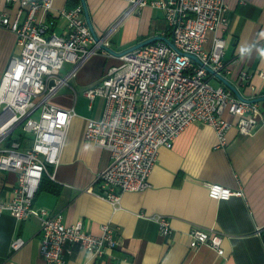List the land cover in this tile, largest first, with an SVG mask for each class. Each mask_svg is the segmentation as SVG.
Segmentation results:
<instances>
[{
	"label": "built area",
	"instance_id": "1",
	"mask_svg": "<svg viewBox=\"0 0 264 264\" xmlns=\"http://www.w3.org/2000/svg\"><path fill=\"white\" fill-rule=\"evenodd\" d=\"M138 7L149 5L163 12L166 38L171 44L156 41L119 58L100 82L84 90L91 108L96 98L103 108L96 119H86L83 138L109 153L110 162L99 172L97 196L117 208L124 192L142 191L148 186L158 150L169 148L187 126L199 123L211 127L217 146L227 144L233 127L223 113L237 117L236 130L247 136L261 116L258 103L239 100L223 86L213 87L209 80L224 77L222 61L225 40L218 34L228 24L224 0H129ZM19 8L13 21L0 12V27L15 35L19 49L0 77V174H15V185L8 201L0 200V216L8 214L17 222L31 217L39 223V254L44 264H68L72 247L90 258H102L117 247L110 227L105 224L98 235L88 233L81 221L63 223L60 213L34 208L33 199L49 167L57 166L70 120L74 113L60 109L47 100L65 84L59 71L65 63H83L98 49L86 24L80 2L60 12L65 31H50L44 16L52 10L53 0H5ZM211 34L209 46L208 35ZM172 45V46H171ZM194 56L197 60L190 58ZM264 77V74H260ZM50 80L54 85L48 87ZM246 72L240 84L264 97V86L257 90ZM38 112L37 118L32 115ZM19 128L18 137L8 139ZM26 136H30L28 144ZM207 196L216 201L242 197L220 184H205ZM163 237L171 228L163 216L153 218ZM189 248L205 245L223 255V237L214 232L192 229ZM25 245L19 237L10 241V251Z\"/></svg>",
	"mask_w": 264,
	"mask_h": 264
},
{
	"label": "crops",
	"instance_id": "2",
	"mask_svg": "<svg viewBox=\"0 0 264 264\" xmlns=\"http://www.w3.org/2000/svg\"><path fill=\"white\" fill-rule=\"evenodd\" d=\"M151 0H146L147 4ZM80 0H78V3ZM74 0H53L52 10L44 16L50 31L62 34L65 22L60 12L74 6ZM227 26L218 34L225 40L222 61L224 77L244 99L254 92L240 84L241 72L257 90L264 86V0H224ZM94 31L106 37L115 51H121L150 37H167L163 12L145 5L138 7L129 0H85ZM17 2L8 6L0 0V12L13 21ZM212 35H208L209 46ZM15 35L0 27V77L6 64L19 51ZM119 58L97 49L78 66L67 63L59 77L65 84L48 98L60 109L71 110L70 120L59 162L43 175L42 186L33 199V207L60 213L63 223L81 221L93 235L107 224L117 247L102 258H90L73 246L68 264H264V102L258 124L247 136L235 126L237 117L223 113L232 124L227 144L217 146L214 130L193 123L181 131L169 148L158 150L148 178V186L138 192H124L117 208L99 198L96 177L110 162L103 148L83 138L86 119H96L102 112L103 100L96 98L91 108L84 90L97 85ZM216 86H223L219 80ZM224 87V86H223ZM226 88V87H225ZM229 90V89H228ZM233 94V93H231ZM234 95V94H233ZM215 183L242 197L216 201L207 196L205 184ZM15 185V174H0V200L8 201ZM165 217L171 233L163 237L153 218ZM39 222L31 217L17 222L8 214L0 216V264H44L39 254ZM192 229L214 232L223 237V255L205 245L189 248ZM19 237L25 245L10 251V241Z\"/></svg>",
	"mask_w": 264,
	"mask_h": 264
},
{
	"label": "water",
	"instance_id": "3",
	"mask_svg": "<svg viewBox=\"0 0 264 264\" xmlns=\"http://www.w3.org/2000/svg\"><path fill=\"white\" fill-rule=\"evenodd\" d=\"M80 5L82 6V10H83V15H84V18H85V21H86V24L91 32V35L94 39V42L95 44H97V47L98 49L106 52L107 54H109V56H113V57H116V58H120L121 56L123 55H126L138 48H141L145 45H148V44H151L153 42H156V41H164L166 43H168L169 45L171 44L166 38L164 37H160V36H154V37H150L146 40H143V41H140V42H137L121 51H115L113 50L111 47H109L108 43L105 42V39L106 37H99L96 35L95 31H94V28H93V25L91 23V20H90V17H89V14H88V10H87V7H86V4H85V0H80ZM172 46V45H171ZM191 59H193L194 61L197 62L196 58L194 56H190ZM216 79L220 81V83H222V85L224 87H226L227 89H229L231 91V93H233L236 98H238L239 100L241 101H244V102H247V103H259V102H264V97H257V98H253V99H244L239 93L238 91L236 90L235 87L232 86V84H230L227 79L221 75H215ZM54 85V81L53 80H50L49 83H48V87H51Z\"/></svg>",
	"mask_w": 264,
	"mask_h": 264
},
{
	"label": "rangeland",
	"instance_id": "4",
	"mask_svg": "<svg viewBox=\"0 0 264 264\" xmlns=\"http://www.w3.org/2000/svg\"><path fill=\"white\" fill-rule=\"evenodd\" d=\"M67 66H68L67 63H65V64L63 65L62 72H63V70L65 69V67H67ZM209 83H210L213 87H217V86H216V83L214 82V80H209ZM38 112H39V111L37 110V111L32 115V117H33V118H37V116H38ZM19 130H20V129L17 128V129H15L14 131H12V133L8 136V139H13V138L18 137V134L20 133ZM29 141H30V136H26L25 143L28 144Z\"/></svg>",
	"mask_w": 264,
	"mask_h": 264
},
{
	"label": "trees",
	"instance_id": "5",
	"mask_svg": "<svg viewBox=\"0 0 264 264\" xmlns=\"http://www.w3.org/2000/svg\"><path fill=\"white\" fill-rule=\"evenodd\" d=\"M69 1H71V0H69ZM76 3L74 4V6L75 5H77L78 4V0H74ZM43 177H42V179H41V181H40V183H39V187L38 188H40V186H42V182H43Z\"/></svg>",
	"mask_w": 264,
	"mask_h": 264
}]
</instances>
